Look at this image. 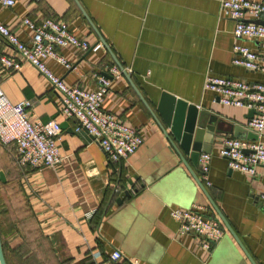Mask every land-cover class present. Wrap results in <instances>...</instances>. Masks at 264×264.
I'll return each instance as SVG.
<instances>
[{"label": "crops", "instance_id": "obj_1", "mask_svg": "<svg viewBox=\"0 0 264 264\" xmlns=\"http://www.w3.org/2000/svg\"><path fill=\"white\" fill-rule=\"evenodd\" d=\"M77 1L14 0L12 7L0 5V21L26 44L33 38L23 24L26 19L37 24L54 19L91 44L104 40L130 80L124 75L112 78L109 68L115 62L105 46L88 53L61 49L71 69L54 60L47 65L66 84L85 90L96 87L95 75L110 78L103 111L136 129L144 143L127 160L111 164L92 136L76 132L77 121L61 114L60 96L35 68L27 63L19 71L0 66V86L10 102L29 100L32 122L57 120L62 128V162L55 169L20 168L14 146L0 145V170L8 179L0 185L7 263L32 258L44 264L41 254L48 252L52 264H110L111 252L119 249L140 264H264V166L251 177L231 170L219 155L223 140L235 138L231 126L247 128L250 110L223 106L216 94L204 90L207 76L264 83V74L233 64L235 23L221 16L222 0ZM245 20L262 23L248 15ZM243 44L264 56L263 41ZM3 55L22 61L0 37ZM162 93L215 116L217 127L225 132L213 147L211 186L199 165L186 157L207 195L152 115L162 121L157 113ZM254 134L264 142V133ZM195 206L226 228L211 252L201 248L199 238L179 236L170 216L173 208ZM89 213H94L91 219Z\"/></svg>", "mask_w": 264, "mask_h": 264}, {"label": "built area", "instance_id": "obj_2", "mask_svg": "<svg viewBox=\"0 0 264 264\" xmlns=\"http://www.w3.org/2000/svg\"><path fill=\"white\" fill-rule=\"evenodd\" d=\"M0 5L12 7L14 0H0ZM220 11L222 17L235 23L233 64L264 74V56L243 44L245 40L264 42V4L248 0H222ZM246 15L263 23L247 22ZM23 24L33 32L32 41L28 44L22 42L15 32L0 21V37L22 59L18 61L3 55L0 57V66L19 71L22 63H27L35 68L60 96L61 114L75 119L78 123L76 132L84 130L91 135L111 164H119L138 152L144 143L139 132L103 111L112 84L110 78L95 75L96 87L85 90L66 84L47 65L48 60H54L66 69H71L73 66L60 54L61 49L74 48L82 53L99 52L104 49V45L100 42L91 44L73 34L66 23L54 19H46L40 24L26 19ZM109 73L112 78L123 75L116 65L109 68ZM204 90L216 94L223 106L254 111L255 116L248 121L247 129L258 135L264 133V83L207 76ZM31 108L32 102L29 100L17 104L10 102L0 86V145L14 146L16 164L20 168L55 169L62 162L59 150L61 124L57 120L47 123L32 122L29 114ZM219 155L227 161L231 170L255 177L258 167L264 166V142L228 137L223 140ZM211 160L212 154L202 153L198 161L207 186H211L208 178ZM119 190L117 187L115 192L118 193ZM261 199L264 201V195ZM93 215L94 213H89L87 218L91 219ZM170 216L178 224L179 236L193 235L199 238L201 248L206 252H211L226 235L222 222L208 218L201 206L190 209L173 208ZM109 263L140 264V261L115 249L109 256Z\"/></svg>", "mask_w": 264, "mask_h": 264}, {"label": "water", "instance_id": "obj_3", "mask_svg": "<svg viewBox=\"0 0 264 264\" xmlns=\"http://www.w3.org/2000/svg\"><path fill=\"white\" fill-rule=\"evenodd\" d=\"M78 4V1L75 0ZM85 17L88 19L87 15L83 11ZM263 23V22H262ZM103 44L105 48H107L108 52L112 56L115 65L122 71L123 75L126 76L129 80L127 72L123 68V66L119 63V61L114 56L113 52L108 48L105 44L104 40ZM146 106L148 104L143 100ZM149 107V106H148ZM157 113L161 118V122L157 119L154 112L152 113L153 117L158 121L160 128L164 133H166V137L170 141V143L174 146L178 155L180 156L183 163L190 169V172L193 174L194 178L198 181L201 189L206 193L204 185L199 182L197 176L192 171L189 163L186 160V157L189 158L192 164H198L199 157L202 153L212 154L214 144L217 139L224 135V131L221 128L217 127V119L215 116H212L208 112L204 110H200L196 105L189 104L188 102L177 98L169 93H162L158 107ZM255 116L254 111H250L249 120H252ZM169 130V134L167 133ZM230 133L234 135L235 138L238 139H248L252 141H258V136L254 134L253 131L248 130L243 126H231ZM177 143L180 146V149L177 148ZM8 182L7 176L5 172L0 170V184H5ZM130 196V195H128ZM210 203L217 211L219 217L221 218L224 225L227 227L228 231L236 238V235L231 228L230 224L226 220V218L221 214L218 210L217 206L211 201ZM121 203V201H120ZM237 239V238H236ZM0 264H8L4 246H3V238H2V230L0 223ZM255 264V263H253Z\"/></svg>", "mask_w": 264, "mask_h": 264}, {"label": "rangeland", "instance_id": "obj_4", "mask_svg": "<svg viewBox=\"0 0 264 264\" xmlns=\"http://www.w3.org/2000/svg\"><path fill=\"white\" fill-rule=\"evenodd\" d=\"M44 246V245H42ZM44 250H46L47 248L46 247H43ZM39 253H37L36 255H38ZM44 256L45 257V262L44 264H52V256L48 253V252H45V253H42L41 254V257ZM35 263V262H34Z\"/></svg>", "mask_w": 264, "mask_h": 264}, {"label": "trees", "instance_id": "obj_5", "mask_svg": "<svg viewBox=\"0 0 264 264\" xmlns=\"http://www.w3.org/2000/svg\"><path fill=\"white\" fill-rule=\"evenodd\" d=\"M1 185V184H0ZM1 230H2V228H1ZM3 238V237H2ZM5 247V246H4ZM5 249V248H4ZM28 261V262H27ZM25 260V262L23 263V264H34L33 262H34V259H32V258H29L28 260ZM35 264H39L38 262H36L35 261Z\"/></svg>", "mask_w": 264, "mask_h": 264}]
</instances>
